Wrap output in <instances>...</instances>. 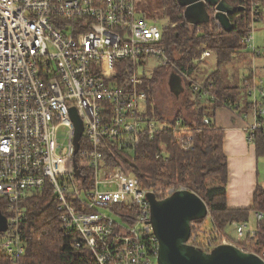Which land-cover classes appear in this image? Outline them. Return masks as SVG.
<instances>
[{
    "label": "built area",
    "instance_id": "built-area-1",
    "mask_svg": "<svg viewBox=\"0 0 264 264\" xmlns=\"http://www.w3.org/2000/svg\"><path fill=\"white\" fill-rule=\"evenodd\" d=\"M234 1L235 12L225 14L231 24L240 12L251 19L241 45L253 56L244 80L253 105L246 134L253 144L256 132H264V77L257 76L255 62L262 54L255 47L261 0ZM138 5L139 0H0V212L8 226L0 233V250L5 255L17 260L25 254L24 202L49 189L75 249L91 254L97 264H158L149 196L162 200L186 188H148L124 170L119 158L133 163L141 138L183 126L182 120L156 122L153 109L149 113V61L171 66L200 100H220L170 60L163 29ZM205 6L215 20L217 8ZM215 24L221 26L218 20ZM210 55L205 50L194 64ZM78 121L82 133L76 142ZM60 130L67 133L66 144L59 142ZM177 142L185 152L194 150L189 131L180 133ZM162 156H168L165 147ZM253 219L255 226L232 224L245 242L257 239L256 224L264 221V213L255 211ZM197 234L192 232L189 244L206 252L234 245L216 234L207 240ZM244 248L264 261V250Z\"/></svg>",
    "mask_w": 264,
    "mask_h": 264
},
{
    "label": "trees",
    "instance_id": "trees-1",
    "mask_svg": "<svg viewBox=\"0 0 264 264\" xmlns=\"http://www.w3.org/2000/svg\"><path fill=\"white\" fill-rule=\"evenodd\" d=\"M161 1L163 15L169 20L163 28V43L170 60L184 68L189 75H195L197 65L194 62L202 57L205 50L214 52L218 59V69L207 77L203 84L220 102L208 101V106H201L199 94L187 83L189 92H193L196 96L193 105L198 109L193 112L194 121L184 120L181 112H178L176 118L170 122L175 125L178 120H182V128L177 131L159 132L154 138L149 136L141 138L133 163L124 157L119 158L126 163L124 170L132 172L148 188L184 187L198 194L209 207L207 218L211 220L212 233L222 239L221 235L227 234L228 227L233 223L250 222V216L255 211L264 213V189L261 187L256 190L251 209L235 210L227 206L228 163L222 149L224 134L222 129L216 127L213 120L216 109L223 106L222 103L228 104L232 110L241 115L249 116L252 113L253 105L244 82L241 86H229L225 85V78L222 77L224 66L233 59L234 55L246 50L241 45V38L249 31L251 19L248 13L240 12L232 32L228 33L222 26H216L212 10L207 9L206 12L210 22L193 24L186 20L187 8L177 0ZM230 2L233 5L237 4L234 0ZM252 59L253 56L250 54L247 61L249 65H252ZM170 70L171 66H160L150 78L146 79L145 90L148 94L149 113L153 109L152 117L158 116L160 120L165 118L156 107H153L155 88L161 75ZM122 73L124 72L119 66V75L122 76ZM211 83L214 84L213 88H210ZM206 117L213 120L211 125L204 123ZM183 131H189L194 136V150L190 152L183 151L178 145L177 139ZM253 144L257 156L264 158V132H256ZM163 147L168 154L164 158ZM113 164L117 165L118 161L113 160ZM214 177L220 181L221 187L207 189V181ZM24 209L26 220L22 224V229L27 246L25 254L15 260L0 250V264H97L91 254L75 249L71 237L67 238L64 235L54 197L49 189L36 192L28 198L24 202ZM207 218L195 220L192 224V232L194 225H204ZM256 225L260 233L257 239L252 242L243 240L237 245L238 248L246 250L242 245H254L255 248L264 250V221Z\"/></svg>",
    "mask_w": 264,
    "mask_h": 264
},
{
    "label": "water",
    "instance_id": "water-1",
    "mask_svg": "<svg viewBox=\"0 0 264 264\" xmlns=\"http://www.w3.org/2000/svg\"><path fill=\"white\" fill-rule=\"evenodd\" d=\"M186 7V20L193 24L210 22L206 4L216 7L218 12L215 20L221 23L223 29L230 33L233 24L225 14L235 12L233 5L226 0H177ZM203 10L206 18L201 19L196 11ZM241 11V10H240ZM82 127L77 122L76 142L80 139ZM152 212L154 233L158 239V264H264V261L255 254H250L231 244H223L206 252L203 249L189 244L192 236V224L195 220L208 217L209 207L196 193L189 190L177 191L172 196L156 200L149 196ZM8 229L7 220L0 212V233Z\"/></svg>",
    "mask_w": 264,
    "mask_h": 264
},
{
    "label": "crops",
    "instance_id": "crops-1",
    "mask_svg": "<svg viewBox=\"0 0 264 264\" xmlns=\"http://www.w3.org/2000/svg\"><path fill=\"white\" fill-rule=\"evenodd\" d=\"M260 5L261 7L258 15L259 21L255 25V47L262 52V55L255 62L258 66L257 76L262 78L264 77V0H261ZM249 58V50H245L234 55L231 61H233V65L237 69L241 66L244 67L245 62H247ZM204 59L200 63H197L198 68L195 71V78H198L202 83L207 78L205 77L206 75L210 76L217 71L216 69L212 73H209L211 69L206 68L207 66L210 67L211 63L207 62L208 65L206 66L205 62L203 63V61H205ZM246 68L248 69L247 74H239L238 78L236 77V69L234 71H229L226 76L228 80L226 81L225 79V83H230L233 86L240 81L242 82L241 84H243L244 80L250 74L249 62ZM166 80L168 83H174L182 79L170 70L166 73ZM185 84L187 88V82H185ZM186 95L187 93L184 94L185 97ZM200 101L203 107L209 105L207 100ZM197 109L198 107L195 106L194 111ZM213 120L216 127L222 129L224 134L222 149H224L228 163V182L226 186L227 206L235 210L251 209L254 195L257 192L256 190L259 187L264 189V166L257 156L254 144L248 142V134H246L247 125L252 119L250 115L245 117L231 108L221 106L216 109ZM215 188L219 187L215 186Z\"/></svg>",
    "mask_w": 264,
    "mask_h": 264
},
{
    "label": "rangeland",
    "instance_id": "rangeland-1",
    "mask_svg": "<svg viewBox=\"0 0 264 264\" xmlns=\"http://www.w3.org/2000/svg\"><path fill=\"white\" fill-rule=\"evenodd\" d=\"M138 7L140 9V13L142 15L148 16L150 19L155 20V22H152V23L156 24L160 29H163L164 26L169 23L168 18H165L163 15V5H162L161 0H139ZM196 12L197 14H194L195 16L197 15L201 19H203L204 17L206 18V14L203 10H199ZM189 14H193V12ZM188 16L187 14H185V17H188ZM204 60L205 61H203V63L205 62L206 66L208 65L207 62L211 63V66L210 67L207 66L206 68V69H211L209 73H212L213 71L218 69L217 67L218 59L214 52L213 53L211 52V55L205 58ZM247 63L248 62H245L244 67L241 66L236 69V67L233 65V61H230L226 66H224L223 71H222V77H224L227 81L228 78L226 76L228 72L234 71L235 69H236L235 72H236L237 78L239 74H242V73L247 74L248 72L247 71L248 69L246 68ZM161 65L162 63L160 60L151 59L147 66L146 75L151 76L154 70L160 67ZM205 77H209V76L206 75ZM241 83L242 82L239 81L235 83V85L241 86L242 85ZM228 84L229 86H231L230 83H225V85H228ZM185 93H187L186 97L184 96ZM194 99H195V94L193 92H189V90L186 88V84L184 80H179L178 82H174V83H168L166 80V73H163L161 77L159 78L158 83L156 84L153 107L154 108L156 107L158 112H160V114L165 119L160 120L158 116H155L154 117L155 121L159 123L165 121L166 123H168L176 118L178 112H181L184 120H188L191 122L194 121V117L192 116L194 109H195V106L193 105ZM58 139L60 143L66 144L67 143V133L64 132V130H60L58 133ZM260 160L262 162V165L264 166V158H260ZM220 185H221L220 181L216 177H214V178H210L207 181L206 187L207 189L208 188L212 189V188H215V186L221 187ZM263 187H264V184H263ZM169 188H175V187H169ZM181 188L184 189V187H179L175 189H181ZM107 213H108V216L113 218L115 221H119L118 218L114 214L110 212H107ZM250 220H251L250 223H252L255 226V220L253 219V214L250 216ZM205 221L206 222L204 225L196 224L193 226L194 227L193 233L194 234H196L197 232L200 233V235L198 234L197 235L201 237V240H207L209 237L213 235L212 230H211L212 223H211L210 218H207ZM226 233L227 234L223 233L224 236L223 235L221 236L225 237L229 243H233L234 245L237 246L240 242H243V240L239 238V235L236 234L235 227L233 225L228 227ZM242 247L244 248V245H242Z\"/></svg>",
    "mask_w": 264,
    "mask_h": 264
}]
</instances>
